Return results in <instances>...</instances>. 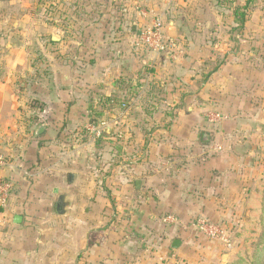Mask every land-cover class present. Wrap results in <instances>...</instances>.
I'll use <instances>...</instances> for the list:
<instances>
[{
    "label": "crops",
    "instance_id": "obj_1",
    "mask_svg": "<svg viewBox=\"0 0 264 264\" xmlns=\"http://www.w3.org/2000/svg\"><path fill=\"white\" fill-rule=\"evenodd\" d=\"M109 1L123 2L122 15L135 17L127 24L139 30L159 15L169 61L142 52L140 63L114 64L109 57L125 51L108 44L125 39V20L114 7L96 14L105 6L97 0L70 3L97 15L95 28L57 36L63 48L47 78L35 81L27 59L8 51L0 62V176L12 191L0 215V264H185L188 250L201 248L192 240L197 218L233 227L248 214L241 146L227 140L246 130L244 115L253 128L264 122V109L249 103L263 87L243 93L242 65L223 48L236 40L233 10L245 0ZM136 27L127 39L138 38ZM223 54L233 61L218 63ZM210 112L228 120L211 124ZM100 121L106 133L92 140L86 127ZM59 195H67L65 216ZM168 216L178 222L165 223Z\"/></svg>",
    "mask_w": 264,
    "mask_h": 264
},
{
    "label": "rangeland",
    "instance_id": "obj_2",
    "mask_svg": "<svg viewBox=\"0 0 264 264\" xmlns=\"http://www.w3.org/2000/svg\"><path fill=\"white\" fill-rule=\"evenodd\" d=\"M91 1L92 3L94 2V0ZM247 1L248 0H245V4ZM99 2H102V4H105L107 7L101 5V7H99L100 10L93 9L94 12H97L96 14H99L101 10L112 12V7H114L115 12H121V15L125 14L123 2L119 5H114V3H111L109 0H97V3ZM70 3H73V0H0V62L4 63L5 60H7L9 57V50H16L19 58L27 59V66L30 68L33 67L36 73L39 74V77L36 78L35 81H38L40 78H47L49 71L47 73L46 70L51 68V64L58 61L60 57L58 52L63 48V46L59 44L61 42L52 43V36L62 37L65 36V34L68 35V37L70 35L78 36L80 34H88V31L95 28V21L92 18H96L97 15H91L90 11L85 13L83 8L80 7L71 9L72 6L69 8ZM248 7L250 9L248 25L242 30H237L236 40L232 45L229 44V42H225L223 48L224 50L235 51L236 59L234 60H236V63L242 65L243 87H241L240 90H242L243 93L251 92L252 94H258L257 89L263 87L262 95L252 97L249 102L253 104L256 110L262 111L264 106L258 103L260 99H264V82H262L264 76L262 77V81H259L260 74H262L261 71H263L264 68V0H249ZM106 8L110 9L107 10ZM139 12L143 14L146 19L149 17L147 11L139 9ZM110 17L113 16H109L108 18ZM121 17L125 20V39L118 42H111L108 45L110 48H114L119 52L124 50L125 56L120 57L115 55L114 57H109L110 60L115 62L114 64L123 62L126 65H135L139 61L141 62L145 59V55L141 56L142 52L161 55L148 50L139 38L141 32L145 28L154 24L156 19H161L159 15H150V21L147 20V24L142 26L140 30L134 25L129 26L127 24L135 18L132 13L127 14L126 17L124 15ZM118 18L119 16L117 19ZM162 23L164 35L166 40H168V50L162 53V56L167 59V57L170 58V55L165 53H169L171 46L165 32L163 20ZM131 27H136L134 32L135 37L138 35L136 40L127 39L126 37L127 34L132 32ZM118 30L119 29H117L116 32H118ZM138 48H141L143 51ZM132 52L135 53L131 55ZM137 53L140 55H136ZM227 59L230 62L233 61L232 57L228 58V55L224 56L223 54L218 57L217 62H224L225 64L228 63L225 62ZM26 78L25 80H30L28 76ZM244 84H249L251 88L247 89ZM236 94L238 95V92ZM253 106H251V109H253ZM249 113H252V111ZM252 114L254 115V113ZM246 119L250 120L249 123L243 126L246 130L244 131L240 128L236 135L230 137L227 141H232V144L241 146V164L239 165L241 170L240 177L241 180H245L247 185H249L247 188L249 189L247 194L248 199L251 193L258 192L259 186L264 184V122H261L259 128H253V118H246L244 115L242 120ZM227 120L228 119H225L224 121L211 124H222ZM247 130L253 132L248 133ZM228 144L230 143L228 142ZM246 211L248 213L247 215L243 213L242 216L238 217L242 225L249 215V208L247 206ZM218 223L231 228L230 234L235 241V248L231 251L224 250L219 244L211 242L199 233L198 235L195 233L192 240L201 245V248L198 246L197 249L190 248L186 255L187 259H185L183 263L232 264L239 256H243L245 241L247 240L248 234L241 231L243 230L242 225L239 224L240 226L233 225V227H230L224 221ZM252 246L254 248L255 245H251L250 253H252L253 250ZM214 248L215 251H217L214 252L215 255H209L213 253ZM250 262L251 261H248V263L244 264H249Z\"/></svg>",
    "mask_w": 264,
    "mask_h": 264
},
{
    "label": "built area",
    "instance_id": "obj_3",
    "mask_svg": "<svg viewBox=\"0 0 264 264\" xmlns=\"http://www.w3.org/2000/svg\"><path fill=\"white\" fill-rule=\"evenodd\" d=\"M139 38L143 45L151 52L162 54L168 50V40H166L164 35L161 19H156L154 24L145 28L141 32ZM122 107L125 109L128 108V105L123 103ZM206 119L209 123H214L224 121L226 117L220 113L210 112L207 114ZM86 129L90 139L99 140L102 139L106 133L107 124L104 121L91 122L87 125ZM214 149L218 152L223 150L221 146H216ZM5 165L6 162L0 158V168ZM11 191L12 184L0 176V215L8 207ZM164 222L175 224L178 221L174 216H168L165 218ZM192 227L197 233L203 235L211 242L219 244L224 250L231 251L235 248V241L230 234L231 228L221 223L213 222L207 217H199L193 222Z\"/></svg>",
    "mask_w": 264,
    "mask_h": 264
},
{
    "label": "trees",
    "instance_id": "obj_4",
    "mask_svg": "<svg viewBox=\"0 0 264 264\" xmlns=\"http://www.w3.org/2000/svg\"><path fill=\"white\" fill-rule=\"evenodd\" d=\"M248 1L244 6L235 7L233 10L235 22L238 24L236 31L244 29L249 19ZM246 206L249 208V215L241 230L248 234L245 250L243 256H239L232 264H244L248 261H251L249 264H264V184L259 186L258 192L250 194ZM251 245H255L254 248L252 246V253Z\"/></svg>",
    "mask_w": 264,
    "mask_h": 264
},
{
    "label": "water",
    "instance_id": "obj_5",
    "mask_svg": "<svg viewBox=\"0 0 264 264\" xmlns=\"http://www.w3.org/2000/svg\"><path fill=\"white\" fill-rule=\"evenodd\" d=\"M52 39H53L54 42L58 41V37L57 36H53ZM44 130H45L44 125H41L39 127V129H38L37 135H41V133H43ZM203 139L206 140L207 139L206 136H204ZM70 179L72 180L73 176H70ZM137 184H139V182H137ZM67 207H68L67 195H59V198H58V201H57V204H56L57 213L60 216H65L66 213H67ZM181 243L182 242L180 240H176L174 242V244H173V248L178 249L181 246Z\"/></svg>",
    "mask_w": 264,
    "mask_h": 264
}]
</instances>
